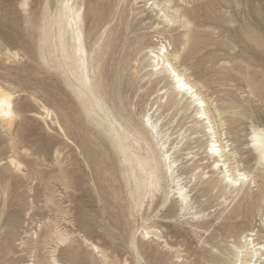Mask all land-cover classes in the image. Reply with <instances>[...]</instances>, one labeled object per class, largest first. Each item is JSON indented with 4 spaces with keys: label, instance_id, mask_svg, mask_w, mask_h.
Returning a JSON list of instances; mask_svg holds the SVG:
<instances>
[{
    "label": "bare ground",
    "instance_id": "obj_1",
    "mask_svg": "<svg viewBox=\"0 0 264 264\" xmlns=\"http://www.w3.org/2000/svg\"><path fill=\"white\" fill-rule=\"evenodd\" d=\"M113 1L116 7L144 3L136 17L143 15L142 22L150 21L154 33L150 37H157V44L148 46L143 58H135L131 67L130 86L142 84L150 95L156 94L140 118L124 103L121 92L123 74L112 71L105 62L107 48L110 49L115 40L113 35L120 32L126 17L124 6L113 28L97 35L93 43L88 41L86 6L92 14L93 28H98L113 15ZM213 6L211 1L205 4L208 9ZM18 8L26 23L38 25L41 31L40 58L48 71L56 72L69 90L75 100L77 115L90 129L93 140L87 150L92 153L95 172L105 181L116 180L108 172L107 161H117L119 179L125 184L131 204L129 216L140 215L149 221L154 211L167 206L162 221L169 223L171 217L168 215L176 208L194 232L206 228L204 233L207 234L214 224L224 230L222 240L214 244L206 240L202 242L204 246L200 248L199 256L202 263L264 264V124H251L246 141L238 145L245 117L240 110L244 106L230 98L218 105L217 99L215 102L206 94L209 90L206 82L194 79L186 65L175 66L181 63V48L185 49L188 59H194L198 53L204 32L195 26V22L204 16L202 6L189 7L186 0H41V8L36 12L30 0H20ZM233 22L232 17L227 21L229 24ZM246 29H249L248 25ZM244 31L249 41L262 45L254 31ZM147 37L137 38L136 50ZM5 55L8 59H15L19 53L7 49ZM232 60L243 61V58L235 54ZM251 66L250 63H236L230 70L233 77L244 81L250 94L264 104V81L257 80L259 74L264 79V72H251ZM164 81L166 84L161 86ZM33 100L45 119L50 118L64 132L55 111L35 97ZM18 106L16 93L0 82V132L8 137L6 142L12 149L21 140L19 133L23 128ZM177 117L179 123L171 132ZM193 145L198 150L188 153L194 149ZM244 150L252 155L250 166L243 162L241 151ZM100 153L104 154V160ZM200 154L205 157L198 158ZM205 160L209 164L204 166ZM8 167L27 177L23 163L14 156L9 157ZM101 170L104 174H100ZM199 186L203 187L202 196L217 190L219 197L235 203L231 215L249 202L250 211H259V228L253 226L240 230V225L230 223L231 215L220 223L223 212L212 219V214L197 211L191 193L193 187ZM47 222L41 234L29 240V255L34 259L27 264H62L59 250L71 246L75 237H79L102 263L111 264L107 253L80 233L68 234L56 220ZM152 227L154 223L144 227L137 243H133L132 236L130 244L142 252L143 248L150 249L145 239L156 237L155 241L164 242L171 252V264H179L182 251L174 244L169 246L163 241L161 232L154 228L150 230ZM178 234V231H172L171 238ZM209 235L212 236V232ZM136 262L142 264L139 258Z\"/></svg>",
    "mask_w": 264,
    "mask_h": 264
},
{
    "label": "rangeland",
    "instance_id": "obj_2",
    "mask_svg": "<svg viewBox=\"0 0 264 264\" xmlns=\"http://www.w3.org/2000/svg\"><path fill=\"white\" fill-rule=\"evenodd\" d=\"M19 1L0 0V82L16 93V103L23 120V128L19 133L21 140L13 149L6 142L8 137L5 133L0 132V264L32 263L34 258L29 255V240L41 234L48 220H56L63 231L76 235L80 233L99 246L107 253L111 264H136L138 258L142 264H171V252L164 242H156V237L145 239L150 249L143 248L142 252L130 244L132 236L133 243H137L144 227L154 223L150 230L157 229L163 235V241L169 246L176 245L182 251L179 264H205L199 260L200 248L204 246L202 242L206 240L214 244L222 240V227L220 229L214 224L207 234L204 233L206 228L194 232L185 224L176 208L168 215L171 221L165 223L162 217L167 206H160L154 211L149 221L143 220L140 215L130 217L131 204L126 195L125 184L119 179L117 161H107L108 172L116 180L105 181L97 175L92 153L87 150L93 140L90 129L77 115L75 100L69 90L56 72L48 71L42 62L39 41L41 31L37 24H28L21 18ZM186 1L189 7L202 6L201 14L204 16L196 20L195 26L204 35L196 57L186 58L185 49L181 48V63L178 62L175 66L186 65L194 79L206 82L209 88L206 94L215 102L217 99L218 105L230 98L244 106L241 110L237 109L245 114L240 138L237 139V144L240 145L246 141L251 124H264V104L250 94L244 81L233 77L230 68L236 63L244 62V65H252L251 72H264V0ZM210 1L214 6L208 9L205 4ZM30 2L38 12L41 0ZM114 5L113 1V15L101 22L98 28H93L92 14L89 6H86V27L90 36L88 41L93 43L97 35L113 28L117 23L118 13L121 9H126L120 32L113 35L115 40L111 43V48H107L105 62L112 71L123 74L121 92L124 103L129 111L140 118L156 94L150 95L146 88L141 87L142 84L130 86L131 67L135 58H143L148 46L157 44V37H150L154 34L150 21L142 22L143 15L136 17L144 3L135 4L134 7L127 4L118 7ZM231 17L234 22L229 24L227 21ZM247 25L262 40V45L257 46L245 37L244 29L249 30L246 29ZM142 36L148 37L136 50V40ZM7 49L17 51L19 56L8 59L5 55ZM235 54H239L243 61L234 62L232 56ZM257 80L264 81L260 74ZM165 84L166 81L161 86ZM34 97L55 111L64 132L50 118L45 119L33 100ZM212 110L214 114L215 110ZM178 123L179 117L175 119L171 132ZM178 130L179 128L176 131ZM197 150L198 148H194L188 153ZM111 152L110 150L113 155ZM241 153L245 166H250L253 163L252 155L246 150ZM99 155L104 160V154ZM10 156L23 163V171L27 177L9 169ZM200 157L205 155L200 154L198 158ZM203 164L208 165V160ZM103 172L101 170L100 174H104ZM193 184L194 182L189 187ZM202 188L193 187L191 193L196 210L212 214V219L223 212L218 221L223 222L225 217L231 215L235 203L219 197L217 190L206 192L202 196ZM248 203L242 205L238 213L231 215L233 219L230 223L240 225V230L253 226L259 228V211H250ZM172 231H178V236L171 238ZM211 232L212 236L209 235ZM74 239L71 246L59 250L62 264H104L88 250L79 237ZM3 248L5 250L1 252Z\"/></svg>",
    "mask_w": 264,
    "mask_h": 264
}]
</instances>
